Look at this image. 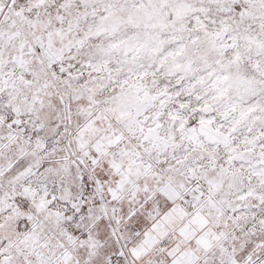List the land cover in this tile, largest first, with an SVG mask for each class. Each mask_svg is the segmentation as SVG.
Listing matches in <instances>:
<instances>
[{"label":"snow or ice","instance_id":"1","mask_svg":"<svg viewBox=\"0 0 264 264\" xmlns=\"http://www.w3.org/2000/svg\"><path fill=\"white\" fill-rule=\"evenodd\" d=\"M0 264H264V0H0Z\"/></svg>","mask_w":264,"mask_h":264}]
</instances>
